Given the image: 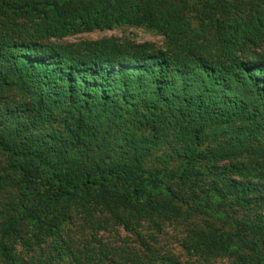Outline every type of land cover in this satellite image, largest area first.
I'll return each instance as SVG.
<instances>
[{
	"label": "trees",
	"instance_id": "obj_1",
	"mask_svg": "<svg viewBox=\"0 0 264 264\" xmlns=\"http://www.w3.org/2000/svg\"><path fill=\"white\" fill-rule=\"evenodd\" d=\"M120 27L165 45L62 42ZM0 156V264H264V0H0Z\"/></svg>",
	"mask_w": 264,
	"mask_h": 264
},
{
	"label": "rangeland",
	"instance_id": "obj_2",
	"mask_svg": "<svg viewBox=\"0 0 264 264\" xmlns=\"http://www.w3.org/2000/svg\"><path fill=\"white\" fill-rule=\"evenodd\" d=\"M106 38H116L121 41H129L133 43L150 42V43L155 44L158 47H164L165 45L164 38L158 35L157 33L148 31L142 28H134V27H120V28H116L111 31H103V32L97 31V32L90 33V34L71 35L63 39L62 42H65L66 44H79L82 42L98 41V40H102ZM14 98L16 101L20 99L18 95L15 96ZM6 161L7 159L5 156H0L1 165L3 162H6ZM3 171L4 170L0 171V179H2L0 184L2 183V181L6 180L7 178V173ZM0 194L2 195V199L3 197L7 196L6 193L0 192ZM26 199H27L26 200L27 206L38 208L39 210H43L44 205L47 202L46 201L47 199L44 200L43 198V200H40L42 201L40 204L39 202H37V200L39 201L40 199L39 197H32L30 199L26 197ZM240 215H243V214H240ZM83 223H81L80 228L78 227L72 228L73 230L72 238H74V240H77L79 238L85 244H88L89 241H93L91 243V246H97V247H100V249H102L101 246H104L105 253L108 255H125L122 253L123 248H126V251H134V250L141 251L142 245H141L140 238H142L143 235H145L147 239L152 233H154V231L148 232V229H143L142 236L137 237L136 234H132L131 232L128 233L124 229H119V228L115 230L111 229L109 231H100L99 235H97V240L99 241V244L101 245L99 246L98 242H96L95 240H93V238H91L92 231L89 229L88 226H86L87 225L86 223L84 224ZM35 228L39 229V226L32 227L30 225L24 233L28 234L29 238L30 237L32 238L34 235L35 236L37 235V230H36V234L34 233ZM183 236H184V229L182 227L176 228L175 226L169 225V226H166V228H164L163 232L156 233L155 240L151 238L150 240H151V244L154 247L156 246V248L162 254L173 253L175 255L180 256L183 259H186L187 258L185 256L186 253L180 245V241L183 238ZM152 240H154V242ZM44 248L46 249L45 254H44L45 256L39 255V258L40 257L46 258L47 254L50 252V250L47 249L46 245H44ZM19 249H20L19 250L20 253H22V250L24 251V253L26 252L25 248L20 247ZM111 249H117L118 254H115V252H113ZM108 250H111L112 252ZM100 253L102 252L99 251V255H101ZM29 256H32V255H29ZM36 256L38 257V255ZM207 264H231V260L226 259V258L214 257V258H210Z\"/></svg>",
	"mask_w": 264,
	"mask_h": 264
}]
</instances>
